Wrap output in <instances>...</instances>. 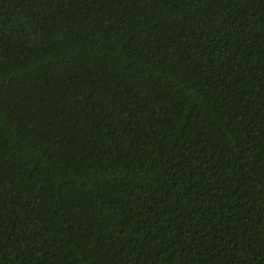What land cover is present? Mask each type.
Listing matches in <instances>:
<instances>
[{"label":"trees","instance_id":"trees-1","mask_svg":"<svg viewBox=\"0 0 264 264\" xmlns=\"http://www.w3.org/2000/svg\"><path fill=\"white\" fill-rule=\"evenodd\" d=\"M0 264H264V0H0Z\"/></svg>","mask_w":264,"mask_h":264}]
</instances>
